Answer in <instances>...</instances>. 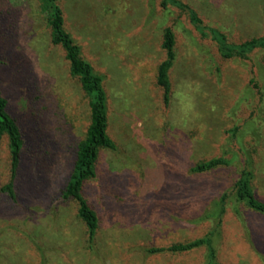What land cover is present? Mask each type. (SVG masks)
I'll return each instance as SVG.
<instances>
[{
	"label": "rangeland",
	"instance_id": "1",
	"mask_svg": "<svg viewBox=\"0 0 264 264\" xmlns=\"http://www.w3.org/2000/svg\"><path fill=\"white\" fill-rule=\"evenodd\" d=\"M162 0H59L64 25L82 56L104 75L108 134L97 175L82 193L99 224L92 243L73 199L59 193L74 161V143L90 120L89 99L50 29L40 0H0V91L22 136L10 180L7 135L0 139V264H206V247L149 253L204 235L222 264H264V213L234 199L233 180L250 167L264 201V49L223 58L187 13ZM203 24L229 40L264 35V0H181ZM175 33L168 105L156 75L162 31ZM229 160L193 172L196 162ZM205 214H210L205 217Z\"/></svg>",
	"mask_w": 264,
	"mask_h": 264
},
{
	"label": "trees",
	"instance_id": "2",
	"mask_svg": "<svg viewBox=\"0 0 264 264\" xmlns=\"http://www.w3.org/2000/svg\"><path fill=\"white\" fill-rule=\"evenodd\" d=\"M42 11L50 29V41L54 45H60L64 56L69 63V73L76 77L82 90L89 99L90 120L84 136L74 143V161L66 181L59 193L61 201L73 199L77 203V216L86 226L87 240L92 243L98 228L99 219L96 210L88 202L82 188L84 183L97 175V160L102 148L115 150L116 142L108 134V107L107 93L103 85L104 75L97 72L92 64L82 56L81 46L71 36L64 25V14L59 0H40ZM174 5L187 13L189 21L202 37H210L217 45L219 54L223 58H246L253 49H264V35L251 36L240 41H231L227 35L218 28L203 24L197 11L181 0H162V7ZM175 33L171 26H166L162 31L161 48L164 50V58L159 62L156 81L162 89V100L168 105L170 100L171 82L169 71L176 58ZM7 99L0 91V139L3 134L7 135L10 152L11 176L10 180L1 187L15 201L16 192L14 180L21 159L23 148V136L17 120L7 110ZM230 162L223 156H215L196 162L190 168L193 172L209 171L219 165H228ZM244 167L233 180L232 192L234 199L245 201L248 207L264 213V201L254 192L252 186L253 173ZM221 206L218 215L217 228L210 229L204 235L183 241L175 242L166 246H150L144 250L149 253L163 251L186 252L195 247H206V264H222L218 260L217 250L214 245V237L218 225L220 226V214L225 211L227 191H223L217 198ZM209 217L210 214H205Z\"/></svg>",
	"mask_w": 264,
	"mask_h": 264
}]
</instances>
